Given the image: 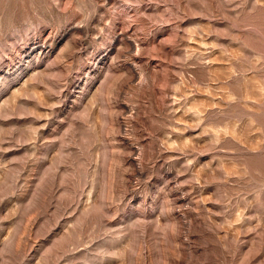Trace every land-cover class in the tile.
Here are the masks:
<instances>
[{"label":"rangeland","instance_id":"rangeland-1","mask_svg":"<svg viewBox=\"0 0 264 264\" xmlns=\"http://www.w3.org/2000/svg\"><path fill=\"white\" fill-rule=\"evenodd\" d=\"M0 264H264V0H0Z\"/></svg>","mask_w":264,"mask_h":264}]
</instances>
